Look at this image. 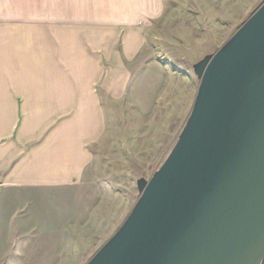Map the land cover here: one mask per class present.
<instances>
[{"label": "crops", "instance_id": "obj_1", "mask_svg": "<svg viewBox=\"0 0 264 264\" xmlns=\"http://www.w3.org/2000/svg\"><path fill=\"white\" fill-rule=\"evenodd\" d=\"M165 9L166 0H0V240H17L3 232L12 193L18 203L57 197L96 160L107 113Z\"/></svg>", "mask_w": 264, "mask_h": 264}, {"label": "water", "instance_id": "obj_2", "mask_svg": "<svg viewBox=\"0 0 264 264\" xmlns=\"http://www.w3.org/2000/svg\"><path fill=\"white\" fill-rule=\"evenodd\" d=\"M192 69L176 144L86 264L264 263V0Z\"/></svg>", "mask_w": 264, "mask_h": 264}, {"label": "rangeland", "instance_id": "obj_3", "mask_svg": "<svg viewBox=\"0 0 264 264\" xmlns=\"http://www.w3.org/2000/svg\"><path fill=\"white\" fill-rule=\"evenodd\" d=\"M261 1L166 0L123 97L107 113L96 160L57 197L26 193L18 203L23 194L12 193L3 232L17 240H0V264L89 261L136 203V181L149 180L176 144L199 84L192 65L215 53Z\"/></svg>", "mask_w": 264, "mask_h": 264}]
</instances>
